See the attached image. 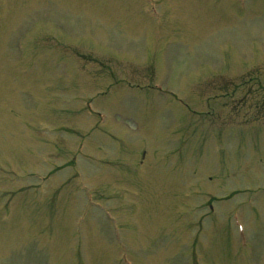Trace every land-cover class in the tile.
Listing matches in <instances>:
<instances>
[{
  "label": "rangeland",
  "instance_id": "rangeland-1",
  "mask_svg": "<svg viewBox=\"0 0 264 264\" xmlns=\"http://www.w3.org/2000/svg\"><path fill=\"white\" fill-rule=\"evenodd\" d=\"M0 264H264V0H0Z\"/></svg>",
  "mask_w": 264,
  "mask_h": 264
}]
</instances>
